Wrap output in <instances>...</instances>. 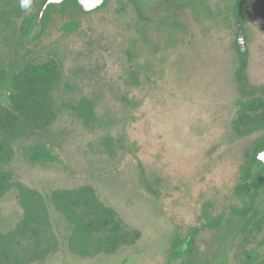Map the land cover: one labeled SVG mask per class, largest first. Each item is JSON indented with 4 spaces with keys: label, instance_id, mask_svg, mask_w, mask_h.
<instances>
[{
    "label": "rangeland",
    "instance_id": "obj_1",
    "mask_svg": "<svg viewBox=\"0 0 264 264\" xmlns=\"http://www.w3.org/2000/svg\"><path fill=\"white\" fill-rule=\"evenodd\" d=\"M43 1L31 0L32 8ZM65 1L37 26L20 0H0V53L15 47L14 35L29 59L56 69L53 121L20 135L5 169L10 183L43 196L91 187L139 237L106 252L95 232L46 200L57 244L32 264H264V164L247 162L249 185L241 178L244 155L264 139V0H251L245 16L250 99L225 59L233 28L223 0H207V9L219 3L222 12L203 23L145 7L152 22L143 33L126 0L88 14ZM7 84L6 106L14 90ZM37 147L57 160L31 161ZM17 190L0 196L1 234L24 218Z\"/></svg>",
    "mask_w": 264,
    "mask_h": 264
},
{
    "label": "trees",
    "instance_id": "obj_2",
    "mask_svg": "<svg viewBox=\"0 0 264 264\" xmlns=\"http://www.w3.org/2000/svg\"><path fill=\"white\" fill-rule=\"evenodd\" d=\"M64 1L60 4H49L39 21L34 17L39 13L42 4L34 8L31 6L27 10L26 22L30 25L32 22L37 26L41 25L49 8L62 5L66 2ZM72 3L73 7L85 13L76 0H72ZM11 38L15 47L7 53H0V84L9 83L14 87L12 93L4 96L8 105L0 101V196L9 188L18 189L25 215L15 230L8 234L0 233V264H32L54 251L57 241L48 222L50 207L46 200L54 205L55 210L63 213L75 227L95 232L101 250L114 252L121 245L133 244L139 233L121 226L117 214L97 200L91 187L54 191L43 196L20 183H10L12 173L5 167L12 160L13 145L18 142L19 136L24 132L40 130L53 121L54 108L50 86L56 76L55 67L29 59V48L22 47L21 38L14 35ZM36 38L34 36L28 40L32 42ZM262 149L264 139L244 155L247 158L241 172L244 186H248L246 181L252 178L247 162L252 164L256 160L254 153ZM28 158L33 162L42 163L57 160L47 149L38 147L29 151ZM208 226L214 229L215 223Z\"/></svg>",
    "mask_w": 264,
    "mask_h": 264
},
{
    "label": "flooded vegetation",
    "instance_id": "obj_3",
    "mask_svg": "<svg viewBox=\"0 0 264 264\" xmlns=\"http://www.w3.org/2000/svg\"><path fill=\"white\" fill-rule=\"evenodd\" d=\"M126 1L132 4V6L138 12L137 16L139 18L140 33H143L144 27L145 26L149 27L150 23L152 22L151 16H145L142 13L143 8L145 7H149L147 9H150L152 12L162 11L161 15H164L165 13H171L174 11L181 12L184 20L185 18L188 19L190 16H193L194 20H198L201 23H203L204 20L213 18L214 15H218L220 11L222 12L219 3L216 4L214 10L210 11L209 9H207L205 7V3L207 2V0H146L145 2L141 0H126ZM223 1H224V11L229 14L228 15L230 17L229 24L233 28V38L231 39L232 41L231 48H229L228 51L224 52V54L227 55L225 59L229 57V59L235 63V67L233 68L234 74L233 73L232 74L234 75V78L241 83L238 84L236 80L235 82L239 87L241 96L243 98L246 97L247 99H250L252 97L248 98L247 94L249 93V90H251V88L253 87L250 85L249 80H247L248 77L250 76L247 74V72L249 71L248 61H250L251 53L249 48V36H247L246 33L247 27H246L245 16L247 14L249 15V13L251 12V0H247V2H245L247 3V5H244L245 3L242 0H223ZM191 4L194 7L192 8V10L190 9ZM178 5L180 6V8L177 7ZM159 21L162 20L161 19L156 20L155 23H158ZM200 28L201 27H197L198 30ZM240 34L242 35L243 38V42L241 44L238 43ZM217 71L219 72V70ZM181 74L188 75V72L186 71ZM215 74L217 73L215 72ZM245 83H248L249 87L241 88L240 85ZM262 89H263L262 93H264V87ZM260 163L264 164L263 162ZM246 183L249 184L250 180H247Z\"/></svg>",
    "mask_w": 264,
    "mask_h": 264
},
{
    "label": "water",
    "instance_id": "obj_4",
    "mask_svg": "<svg viewBox=\"0 0 264 264\" xmlns=\"http://www.w3.org/2000/svg\"><path fill=\"white\" fill-rule=\"evenodd\" d=\"M64 0H44L42 2L41 8L39 10L38 16H37V21L40 20V18L43 15L44 10L49 4H60ZM76 3L78 6L81 8V10L85 13H90L97 11L100 9L104 3L105 0H76ZM243 42L242 35L240 34L238 43L241 44ZM254 158L260 162L264 163V149L259 150L255 153Z\"/></svg>",
    "mask_w": 264,
    "mask_h": 264
},
{
    "label": "clouds",
    "instance_id": "obj_5",
    "mask_svg": "<svg viewBox=\"0 0 264 264\" xmlns=\"http://www.w3.org/2000/svg\"><path fill=\"white\" fill-rule=\"evenodd\" d=\"M20 7L29 10L31 7V0H20Z\"/></svg>",
    "mask_w": 264,
    "mask_h": 264
}]
</instances>
